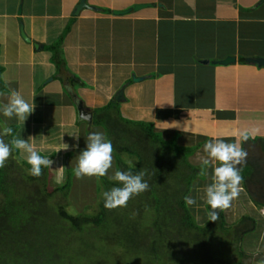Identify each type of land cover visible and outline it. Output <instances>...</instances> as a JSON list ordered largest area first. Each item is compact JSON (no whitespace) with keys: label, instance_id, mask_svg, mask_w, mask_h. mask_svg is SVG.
I'll use <instances>...</instances> for the list:
<instances>
[{"label":"crops","instance_id":"0c3cea01","mask_svg":"<svg viewBox=\"0 0 264 264\" xmlns=\"http://www.w3.org/2000/svg\"><path fill=\"white\" fill-rule=\"evenodd\" d=\"M79 2L0 0L4 6L0 10V105L7 103L11 89L35 105L25 122L14 118L9 124L0 113L1 132L10 125L14 136L29 139L37 152L58 151L53 166H64L65 181L69 173L76 180L73 183L87 181L75 179L71 169L90 132L106 136L103 127L93 124L94 111L116 102L115 95L122 89L123 99L116 102L120 117L150 125L195 167L205 141L234 142L244 131L252 135L243 147H254L264 155L252 142L264 138V68L248 62L264 58V0H91L89 8L72 16ZM135 5L144 8L123 16L113 14ZM68 24L58 52L63 50L68 68L57 76L44 46L55 43ZM21 25L30 43L21 37ZM227 57L236 62L218 63ZM133 77L145 78L134 82ZM74 96L92 113L91 123L78 117ZM23 124L27 126L19 132ZM51 134L48 138L53 139L43 140V135L46 139ZM64 144L69 145L67 151ZM17 155L25 161L18 151ZM121 155L124 161L129 154ZM115 161L113 155L114 166ZM261 181L252 170L235 199L239 203L232 207L243 212L238 207L247 199L255 224L241 245L242 264L249 259L264 264V203L252 193ZM208 183L210 171L196 178L190 194H203Z\"/></svg>","mask_w":264,"mask_h":264},{"label":"trees","instance_id":"16d2710c","mask_svg":"<svg viewBox=\"0 0 264 264\" xmlns=\"http://www.w3.org/2000/svg\"><path fill=\"white\" fill-rule=\"evenodd\" d=\"M69 29L70 24L55 43L44 46L55 63L62 62L58 52ZM93 124L104 128L113 145L116 171L136 174L147 169L145 179L150 190L131 198L127 207L109 211L102 194L116 185L105 176L98 179L102 193L96 214L71 216L66 212L71 174L63 185L49 188L48 168L42 169L38 178L27 175L25 169L29 166L13 150L18 159L10 156L6 166L0 168V264H87L89 257L84 248L87 246L86 252L98 250L97 244L106 246V241L127 252V264L143 261V254L171 264H227L214 251L213 240L216 233L229 231L238 258L229 264H242L241 245L253 233L254 221L245 216L228 225L220 211L215 222L208 219L203 226L196 223L183 198L191 193L196 178L202 176L200 167L189 164L182 150L165 143L150 125L122 119L114 101L94 111ZM252 142L264 152V138ZM122 153L136 157L135 165H127ZM252 170L251 165L241 168L244 187ZM18 201L22 204L16 207ZM145 235L147 241L142 246ZM100 255L107 260L106 249Z\"/></svg>","mask_w":264,"mask_h":264},{"label":"clouds","instance_id":"9594fccd","mask_svg":"<svg viewBox=\"0 0 264 264\" xmlns=\"http://www.w3.org/2000/svg\"><path fill=\"white\" fill-rule=\"evenodd\" d=\"M34 104H30L20 91L11 89L8 94L7 103L0 105V113L8 119L15 118L25 122L33 113ZM252 134L244 131L240 138L234 142L224 140H207L203 145V154L199 156L200 175H209L210 183L203 189L202 200L207 206L208 219L215 222L219 219V212L231 207L232 202L237 199L242 191L241 184L243 176L241 167L246 163L248 152L243 147ZM4 136L13 137L10 143H6ZM78 148L79 145H74ZM69 145L64 144L63 150L67 151ZM13 150L23 155L28 167V175L38 178L42 175V169L53 168L57 162L49 157L41 156L34 148L29 139L16 138L12 127H5L0 133V168L6 166V162L12 155ZM114 148L110 140L101 131L90 132L86 137V147L76 157V165L71 169L75 179L103 178L108 175L113 166ZM56 170L61 173L63 165ZM149 173L147 169H141L133 174L128 171L117 170L109 179L115 182L114 187L103 192L102 198L105 209L111 211L117 208L127 207L128 201L150 190V185L145 179ZM187 207L197 205V200L191 195L184 196ZM261 216L264 218V212ZM264 239V237H262ZM259 251V250H258Z\"/></svg>","mask_w":264,"mask_h":264},{"label":"rangeland","instance_id":"374dc122","mask_svg":"<svg viewBox=\"0 0 264 264\" xmlns=\"http://www.w3.org/2000/svg\"><path fill=\"white\" fill-rule=\"evenodd\" d=\"M101 2H103V0H100ZM91 3V0H87V4ZM88 4V5H89ZM4 8V6H0V10H2ZM128 33H131L129 35H132L134 33L133 29H130L128 31ZM52 55V54H51ZM59 55V58L63 60V62L61 63H55L52 61L53 63V68H55L54 70L56 71V75L58 76L59 74H61V71L67 67V64L64 60V56H63V50L61 49V52ZM76 89V87H75ZM70 97V96H69ZM68 97V99H69ZM71 98V97H70ZM13 119H6L5 122L9 123V124H13ZM131 120V119H130ZM129 122H132L130 121ZM10 126V125H8ZM6 126V127H8ZM27 125L23 124L21 125V129L19 130V132H21L23 130L24 127H26ZM82 126V125H81ZM37 128V132L40 133V128ZM55 131H60V129H56ZM0 133H2L0 131ZM57 134V133H55ZM45 135H43V140L49 141L53 138H48L51 136H54V134H51L50 136L47 135V138H44ZM3 139L5 140L6 143H10L11 141V137L9 140V136H4ZM9 140V142H8ZM245 150H247L248 152V157L246 160L247 165H251L253 170H256V175L259 176L260 178H262V181L260 184H256L255 189H252V193L256 196H259V198H262V202L264 203V188H260L262 186H264V155H262L259 151H257L256 149L253 150L249 147H244ZM58 151H50L47 154H44L43 152H39L38 153L41 156L44 157H49L50 159L55 158V156L57 155ZM114 155V153H113ZM13 156L12 158L17 160V156L16 155H11ZM124 162L129 165V166H134L135 163L137 162L136 157L131 156V155H126L123 157ZM114 163V162H113ZM244 164V165H245ZM25 172L28 175V171L25 169ZM115 172V166L113 165L112 168L109 170L108 175L106 176L107 178H109V176H111L113 173ZM48 187L49 188H54L56 185H63L65 183V176L63 173L60 174V172L58 170H56L55 166H53V168H48ZM76 180H72L71 183V187L70 190L68 192V197H67V206H66V212L71 215V216H77L80 214H84V215H88V216H94L97 212V205H98V201L99 198L101 197V193H102V188L100 185V181L98 179H94V178H88L87 181H77L74 182ZM257 181H255L256 183ZM199 186V185H198ZM252 188V187H251ZM258 191V192H257ZM257 192V193H256ZM202 195L201 192L200 193H195V191L193 192L192 196L197 200V205H194L192 207H189L190 212L192 211V216L194 215L195 219L198 220L196 221V223L199 224H203V222L208 221V219L206 218V211H205V207L203 204V200H202ZM238 201V200H237ZM202 203V204H200ZM239 202H235V200L232 202V205L230 208L227 209V211L225 212V222L228 225H233L235 222H237L239 220V218H241V216H249L250 217V208H248L249 201L247 199H244L243 202H241V206H239L238 208H244L243 212L238 211L236 208H232L234 207L233 204H237ZM20 204H22L20 201H18V203H15V206L18 207ZM203 205V206H202ZM223 217H224V213H223ZM205 223V224H206ZM141 244L142 246L146 244L147 238L146 235L143 236V238H141ZM214 244V248H215V252H218L219 254L222 255V257L226 260V263L229 264L230 262H237L238 258H237V253L235 251V247L232 244V232H218L216 233V237L215 240H213ZM85 243V242H84ZM89 242H87L88 244ZM106 246H104V244H97L98 245V250L97 248L93 249L94 251H89L86 252V247L84 248L85 250V255L87 254L89 257L88 263L87 264H127V262L129 261L127 258V252L123 251V249L109 241H106ZM146 248V247H145ZM92 249V248H91ZM106 249L107 252V260L106 258H104V256H101V252L104 251ZM144 256V260L143 261H139V263L136 264H171V263H166L164 261L161 262H157L154 258H152L151 256ZM132 258V256L130 255V259ZM142 258H140L139 260H141ZM137 260V259H136ZM244 262H247V264H252L251 259L249 260H244ZM183 264H200V263H189V262H184Z\"/></svg>","mask_w":264,"mask_h":264},{"label":"water","instance_id":"95a60500","mask_svg":"<svg viewBox=\"0 0 264 264\" xmlns=\"http://www.w3.org/2000/svg\"><path fill=\"white\" fill-rule=\"evenodd\" d=\"M85 8H89V5L87 4V0H80V2L76 5L75 9L72 12V16H78L79 13L81 12L82 9ZM144 8V5H135L133 8L131 9H127L124 11H114L113 14L116 16H123L126 15L128 13H130L132 10L137 11L139 9ZM20 34L21 37L23 38V40L27 43H30V39L26 36L23 26H20ZM35 49H38L39 46L37 44H34ZM207 62V61H206ZM236 59L233 57H227L226 59H224L223 61L218 62L221 65H229L230 63H235ZM248 62L252 65H255L257 67H263L264 68V58H250L248 59ZM145 77H139V78H135L133 77V81L134 82H139L142 81ZM74 104L76 107V111L78 114V117L80 119H82L83 121H86L88 123L92 122V113L87 110L84 106L83 103L79 100L76 99V97L74 96ZM123 99V90L121 89L116 95H115V101L119 102Z\"/></svg>","mask_w":264,"mask_h":264}]
</instances>
